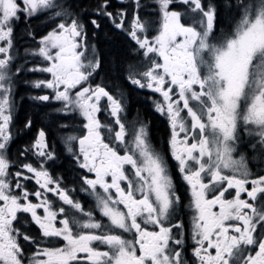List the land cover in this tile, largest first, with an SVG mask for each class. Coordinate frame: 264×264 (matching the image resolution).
<instances>
[{
	"label": "snow or ice",
	"instance_id": "obj_1",
	"mask_svg": "<svg viewBox=\"0 0 264 264\" xmlns=\"http://www.w3.org/2000/svg\"><path fill=\"white\" fill-rule=\"evenodd\" d=\"M0 264H264V0H0Z\"/></svg>",
	"mask_w": 264,
	"mask_h": 264
},
{
	"label": "flooded vegetation",
	"instance_id": "obj_2",
	"mask_svg": "<svg viewBox=\"0 0 264 264\" xmlns=\"http://www.w3.org/2000/svg\"><path fill=\"white\" fill-rule=\"evenodd\" d=\"M36 23H37L36 21H33V24H36ZM20 25H22L21 28H25L24 23H20L19 26ZM16 44H17V48L19 51V59L17 62L20 64H24L25 60L31 61L32 57L25 52L26 48H30L32 46L31 39L24 34V36L17 37ZM28 67H32V63H28ZM42 78H44V77L39 73H35V74L25 73L24 75H22L20 77V79L17 83V89H16V92H17L16 100L18 103V113H17V121L16 122H17L18 126L22 125V121L20 120V117H21L22 112H23L24 103L26 104V102H27L28 104L42 108V110H44V111L50 110L51 106H44V105L37 104L36 102H34L28 98L29 95H38V94H43V93L39 92L38 90L32 89L29 85H27L23 82L24 80H34V79H42ZM140 93L142 94V97L145 94L143 92H140ZM55 106H58V105H55ZM133 110L134 109L132 107L130 110V118H131V115L133 114ZM155 116H156V119H154V120L156 122H160L158 114ZM148 118L151 119L150 117H148ZM151 120H153V119H151ZM41 127H44V124H38V125L34 126L30 132L25 130L24 132L20 133L17 137L16 144H18L20 146H24L25 142L31 140L35 136V134L38 132L39 128H41ZM53 138L57 139V148L58 149L61 148L62 145L59 143V139L55 133H51L49 136L50 140ZM32 183L35 184V181H32ZM79 197H80L81 201L84 202L85 194L79 193ZM88 200L91 201L92 203H94V201L92 200L91 197H88Z\"/></svg>",
	"mask_w": 264,
	"mask_h": 264
},
{
	"label": "trees",
	"instance_id": "obj_3",
	"mask_svg": "<svg viewBox=\"0 0 264 264\" xmlns=\"http://www.w3.org/2000/svg\"><path fill=\"white\" fill-rule=\"evenodd\" d=\"M82 2L84 4H87L89 2V0H82ZM22 25H18L17 28H16V37H19V36H24V29L25 28H21ZM139 96L140 99L142 100L143 97H142V94L141 93H137V94H134V97H133V103H132V107L133 109H136V108H140L141 111H143L145 113V115H147L148 117H150L151 119H153V123H154V126L155 128H159L161 127L160 125V122H156L154 119H156V116L150 111V108L147 104H143V103H137L136 102V96ZM44 112V110H42V108H39L37 106H34V105H31V104H28L26 102V104L24 103V106H23V112H22V115L20 117V120L23 122L24 121V117L26 114H31L33 115L34 117V120H35V126L38 125V124H43L41 122V119H40V116H39V113H42ZM157 135L159 136V132H157Z\"/></svg>",
	"mask_w": 264,
	"mask_h": 264
}]
</instances>
